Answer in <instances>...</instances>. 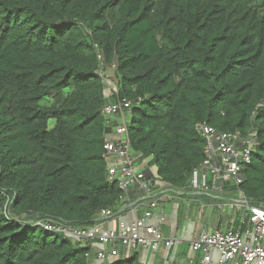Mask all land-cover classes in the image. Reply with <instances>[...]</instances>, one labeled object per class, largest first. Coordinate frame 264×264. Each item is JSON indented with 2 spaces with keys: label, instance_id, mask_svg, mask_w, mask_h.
Returning <instances> with one entry per match:
<instances>
[{
  "label": "trees",
  "instance_id": "obj_1",
  "mask_svg": "<svg viewBox=\"0 0 264 264\" xmlns=\"http://www.w3.org/2000/svg\"><path fill=\"white\" fill-rule=\"evenodd\" d=\"M120 97L163 187L186 188L202 163L199 124L256 131L242 189L264 207V0H0V264H98L37 223L119 209L102 111Z\"/></svg>",
  "mask_w": 264,
  "mask_h": 264
},
{
  "label": "built area",
  "instance_id": "obj_2",
  "mask_svg": "<svg viewBox=\"0 0 264 264\" xmlns=\"http://www.w3.org/2000/svg\"><path fill=\"white\" fill-rule=\"evenodd\" d=\"M102 75L108 86L107 95L111 89L116 95L120 93L118 83L115 85L116 78L114 81L105 73ZM132 106L131 100L120 97L102 111L109 128L103 158L109 180L118 182L123 192L119 209L101 211L91 226H75L52 218L37 224L79 242H89L93 248L102 245L104 248L96 252L95 261L113 262L122 256H131L133 251L149 249L157 253L161 246L172 248L175 238H166L151 223L152 220L166 222L160 201L173 196H202L215 202L210 206L199 202L200 213L215 207L229 214L226 229L220 226L212 230L205 228L192 241L190 264H212L214 251L220 254L219 264H264V207L255 205L242 189L246 168L252 163L258 145L257 132L252 130L244 135L239 131L223 132L211 125L199 124L197 130L205 142L202 163L193 170L186 188L163 187L159 169L152 158L132 149L129 135ZM140 207L144 208L143 216L134 222L125 221L126 216L133 215ZM117 219L122 220L119 225H109Z\"/></svg>",
  "mask_w": 264,
  "mask_h": 264
},
{
  "label": "crops",
  "instance_id": "obj_3",
  "mask_svg": "<svg viewBox=\"0 0 264 264\" xmlns=\"http://www.w3.org/2000/svg\"><path fill=\"white\" fill-rule=\"evenodd\" d=\"M134 199L136 196L133 197ZM199 202L208 206L215 202L212 198L207 197H170L160 201V208L164 215L166 222L159 220H152L156 227H158L166 238H175V244L172 248L161 246L157 253L152 250L145 249L139 252L140 261L144 264H190V257L193 256L191 244L205 228H212L220 226L226 229V221L228 219V211L221 212L217 208L208 207L207 212L200 213ZM144 208H139L133 215H128L125 218L127 222H134L136 218L143 216ZM121 219L117 222L109 224L110 226L119 225ZM89 243V242H86ZM91 244V243H89ZM104 248L102 245L94 246V255L100 249ZM135 252V251H133ZM195 257H200L194 255ZM220 254L218 251L213 252L212 264H219ZM102 264V262H97ZM197 264V263H196Z\"/></svg>",
  "mask_w": 264,
  "mask_h": 264
},
{
  "label": "rangeland",
  "instance_id": "obj_4",
  "mask_svg": "<svg viewBox=\"0 0 264 264\" xmlns=\"http://www.w3.org/2000/svg\"><path fill=\"white\" fill-rule=\"evenodd\" d=\"M107 75L111 78V79H113L114 81H115V75H114V72H113V70H111V71H109L108 73H107ZM117 84V81L115 82V85ZM83 242V245H86V242L85 241H82Z\"/></svg>",
  "mask_w": 264,
  "mask_h": 264
},
{
  "label": "clouds",
  "instance_id": "obj_5",
  "mask_svg": "<svg viewBox=\"0 0 264 264\" xmlns=\"http://www.w3.org/2000/svg\"><path fill=\"white\" fill-rule=\"evenodd\" d=\"M116 78V77H115ZM117 80V79H116Z\"/></svg>",
  "mask_w": 264,
  "mask_h": 264
}]
</instances>
